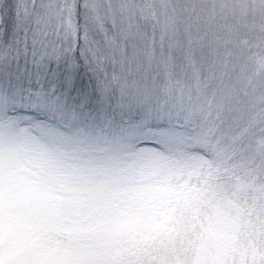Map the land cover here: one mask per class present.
Segmentation results:
<instances>
[{"label":"rangeland","instance_id":"rangeland-1","mask_svg":"<svg viewBox=\"0 0 264 264\" xmlns=\"http://www.w3.org/2000/svg\"><path fill=\"white\" fill-rule=\"evenodd\" d=\"M4 1L0 109L33 52L81 49L111 106L0 120V264H264V0ZM156 110L165 146L94 139Z\"/></svg>","mask_w":264,"mask_h":264},{"label":"snow or ice","instance_id":"snow-or-ice-1","mask_svg":"<svg viewBox=\"0 0 264 264\" xmlns=\"http://www.w3.org/2000/svg\"><path fill=\"white\" fill-rule=\"evenodd\" d=\"M2 23L3 18L0 17V24ZM37 56L38 54L33 52V67L39 69L44 65L47 70L38 71L33 77L26 60L25 67L20 70L22 73H27L26 78L23 75L16 77L20 82L18 94L13 97L11 107L0 109V120L9 113L21 118L19 121H12L10 127L19 126L20 130H24L33 125L42 126L44 121L56 120L59 115L76 108L86 110L93 119H96L97 114L91 113V109L86 108L87 102L93 96H100L109 107L111 106V101L108 100L110 89L106 83L102 86L98 78L93 75L87 54L83 49L80 50L83 67L80 63L74 64L69 61H64L62 65L59 57L47 54L39 55V59ZM17 66L19 69V61ZM9 83L11 86V78ZM120 100L122 109L127 106L131 110L134 98L127 97L123 88ZM104 114L102 108L99 115L103 118ZM114 119V117L109 118L106 127L98 125L99 134L94 139L108 142L111 136L117 143L129 149H138L165 146L177 135L178 126L174 123L175 118L171 111H152L143 118H136L135 121L129 118L128 113L122 112L119 124L115 125ZM109 128L114 130L109 132Z\"/></svg>","mask_w":264,"mask_h":264},{"label":"trees","instance_id":"trees-1","mask_svg":"<svg viewBox=\"0 0 264 264\" xmlns=\"http://www.w3.org/2000/svg\"><path fill=\"white\" fill-rule=\"evenodd\" d=\"M4 2L6 3V2H7V0H5ZM0 10H2V9H0ZM3 10H4V9H3ZM0 13H1V14H0V17H2V18H3V17H4V16H3V13L6 15V14H7V10H4L3 12H2V11H0ZM8 13L10 14V12H8ZM11 19H12V18H11ZM11 19H10V20H11ZM10 20L8 21V22H9V24H10ZM8 22H6V21H5V19L3 18V23H2V27H1V29H3V30H4L5 23H8Z\"/></svg>","mask_w":264,"mask_h":264}]
</instances>
